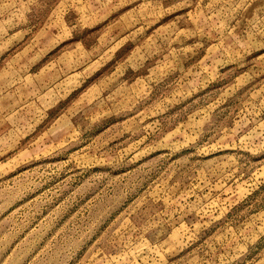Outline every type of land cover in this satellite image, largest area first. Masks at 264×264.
<instances>
[{
    "label": "rangeland",
    "instance_id": "obj_1",
    "mask_svg": "<svg viewBox=\"0 0 264 264\" xmlns=\"http://www.w3.org/2000/svg\"><path fill=\"white\" fill-rule=\"evenodd\" d=\"M0 264H264V0H0Z\"/></svg>",
    "mask_w": 264,
    "mask_h": 264
}]
</instances>
